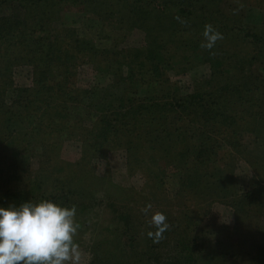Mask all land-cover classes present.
<instances>
[{
	"label": "trees",
	"instance_id": "16d2710c",
	"mask_svg": "<svg viewBox=\"0 0 264 264\" xmlns=\"http://www.w3.org/2000/svg\"><path fill=\"white\" fill-rule=\"evenodd\" d=\"M255 3L264 10V0ZM66 7L98 22L100 44L71 24L54 25ZM246 7V0H0V205L50 199L89 211L102 178L94 161L122 151L129 175L145 178L133 191L144 198L137 207L109 204L125 233L140 224L155 231L148 222L155 205L166 204L162 213L170 215L162 237L147 236L144 250L122 264H154L171 245L175 264H214L219 254L242 252L264 264L258 224L227 229L235 242L219 235L213 245L187 205L231 197L236 220L246 221L253 192L237 194L235 165L247 162L264 182V15L248 20ZM206 24L223 34L210 50L200 46ZM136 29L144 44L125 46ZM84 65L104 83L79 86ZM201 65L210 72L191 90L172 80ZM18 66L31 68L30 86L14 87ZM72 139L81 143L75 162L62 157ZM170 167L178 177L172 196ZM232 245L230 255L224 249Z\"/></svg>",
	"mask_w": 264,
	"mask_h": 264
},
{
	"label": "rangeland",
	"instance_id": "374dc122",
	"mask_svg": "<svg viewBox=\"0 0 264 264\" xmlns=\"http://www.w3.org/2000/svg\"><path fill=\"white\" fill-rule=\"evenodd\" d=\"M241 1L242 0H229L231 4H236V2ZM255 2L256 0H246L248 20H258L261 15H264V10L257 7ZM61 14L63 17L59 16L58 19L55 20V26L71 24L78 28V30H80L79 32H82L83 35L92 37L97 44L102 41L98 35H96L98 22L87 17H82L78 8L66 7ZM141 44H144V33L136 29L129 33L124 45L140 46ZM209 72L208 65H201L185 74H171V77L172 80L180 84L184 92H187L191 90L190 85L195 79L202 78L208 75ZM100 76L99 73L94 71L92 66L84 65L80 69L79 86L82 88H90L97 84H103L105 78H101ZM13 79L14 87L30 86L32 83L31 68L28 66L15 67ZM35 153L36 155L30 159V166L32 167L37 165V152L35 151ZM62 157L70 162L79 160L81 158V143L74 139L65 141L62 149ZM94 164L97 178L102 177L100 179L103 181L96 179L95 184L92 185L94 189L99 190L96 194V199L93 201L94 206L84 213H80L76 210L75 220L79 224V228L74 239L81 253L79 264H93L94 261L98 262V264H122L126 259L131 258L130 256L144 250L147 228L144 224H140L131 231L129 235L126 234L123 224L116 220L109 204L110 202H116L119 205L123 204L125 206V203H129L130 206L137 207L138 201H143L144 198L139 194L133 198V191L136 194V191H140L144 187L145 178L141 173L129 175L126 168L125 155L122 151H114L109 154L106 160H96ZM176 171V168L173 167H170L167 171V190L170 196H172L178 187ZM233 174L234 177H237L236 192L239 196L247 194L248 192H253V194H251L252 198L250 199L252 205L249 207L248 219L246 221L244 218H242V220H236L237 214L235 209L228 201L232 199L231 197H229L227 201L217 200L214 202L211 201L212 203H206L204 201L192 200L193 202L187 203L189 212L196 214L195 219L200 222L199 225L203 227L205 231H207V229L209 230L207 234H205L206 239H208V242H212L213 245H216L215 241L220 238L219 235L222 236V240H224L225 243L235 242L234 236H228L231 235L229 232L228 235H226V230L232 229V227L237 225H239L238 230L240 229L241 231L242 228L248 229L247 225L251 222L252 225L256 226V224H258L260 226L259 228L264 230V182L259 181L254 169L247 162L242 160L235 165ZM104 188L109 190V197H106L103 193ZM127 191L128 195L126 196L125 192ZM169 203L165 208L166 211L170 212L171 210L168 207ZM173 204L180 206V203L177 202ZM165 205L166 204L162 205L161 203L155 205L158 208L153 209L152 211L155 210L153 213L160 212L158 210H161L160 213H162V211L165 210ZM164 215L166 216V214ZM167 217L168 216H166V220L169 222L170 215L168 218ZM148 218L150 221L151 215H149ZM249 219L250 221H248ZM209 232H211V234ZM208 245L209 243L206 246ZM232 246L234 247L233 251H229V248H225V252L230 255L236 252V245ZM171 247L168 250L167 248L162 249V257L159 261H154V264H175L174 259L171 258L173 256ZM241 249L243 250V248ZM242 250L240 251L242 252ZM235 254H238L236 258L230 256L224 257V259H222L219 254V257H214V259H216L214 264H256L254 261H246L243 252L241 254Z\"/></svg>",
	"mask_w": 264,
	"mask_h": 264
},
{
	"label": "clouds",
	"instance_id": "9594fccd",
	"mask_svg": "<svg viewBox=\"0 0 264 264\" xmlns=\"http://www.w3.org/2000/svg\"><path fill=\"white\" fill-rule=\"evenodd\" d=\"M202 36L200 46L209 50L223 39L211 24L204 26ZM75 216V206L50 199L0 205V264H79ZM149 226L155 231L149 230L147 236L154 242L169 227L160 212L151 215Z\"/></svg>",
	"mask_w": 264,
	"mask_h": 264
}]
</instances>
